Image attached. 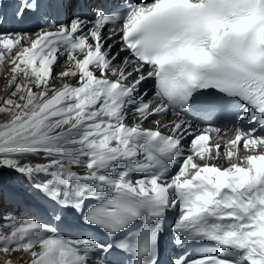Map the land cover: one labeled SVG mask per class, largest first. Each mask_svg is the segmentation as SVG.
Returning a JSON list of instances; mask_svg holds the SVG:
<instances>
[{"label": "snow or ice", "instance_id": "obj_1", "mask_svg": "<svg viewBox=\"0 0 264 264\" xmlns=\"http://www.w3.org/2000/svg\"><path fill=\"white\" fill-rule=\"evenodd\" d=\"M0 77V264H264V0H0Z\"/></svg>", "mask_w": 264, "mask_h": 264}, {"label": "rangeland", "instance_id": "obj_2", "mask_svg": "<svg viewBox=\"0 0 264 264\" xmlns=\"http://www.w3.org/2000/svg\"><path fill=\"white\" fill-rule=\"evenodd\" d=\"M3 84H4L3 77H0V96L3 95V91H4ZM7 118L8 117L6 115L0 114V123H2L5 120H7ZM9 203H14V202L12 200H10V199H5V200L0 201V208H3V210H5L4 212L10 213L12 215V217L15 218L16 213L15 212H11V207H10ZM0 223H2V222L0 221ZM18 255L19 254L13 255L12 259H13L14 262L16 261V257ZM2 259H3V254H0V261H2ZM25 259H27V258H25Z\"/></svg>", "mask_w": 264, "mask_h": 264}, {"label": "bare ground", "instance_id": "obj_3", "mask_svg": "<svg viewBox=\"0 0 264 264\" xmlns=\"http://www.w3.org/2000/svg\"><path fill=\"white\" fill-rule=\"evenodd\" d=\"M61 64H63L64 67H67V66H68L67 63H65V60H64V61H61ZM55 71H56V72H59V71H61V68L57 67V68L55 69ZM64 82L74 83V80H72L71 78H66ZM56 83H57V85H59V84L61 83V81L58 80V81H56ZM161 119H162L163 122L171 121V119H169L168 117H161ZM128 122L131 123L132 121L129 120ZM221 134H222L221 136H223L224 140H227V139H230V138L233 137V135H234V130H228L227 132H222ZM214 135H215V134H214ZM220 163H224V162L221 161ZM5 203H6V202H5ZM9 204H10V203H9ZM8 206H9V205H8ZM173 215H174V214H173ZM18 218H21V219H22V218H24V217H22V215L20 214V216H19ZM190 251H193V250H190Z\"/></svg>", "mask_w": 264, "mask_h": 264}]
</instances>
